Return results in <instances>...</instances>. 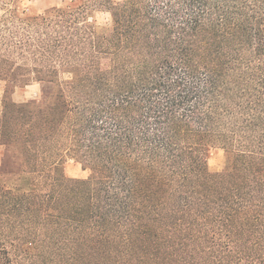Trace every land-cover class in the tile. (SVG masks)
Listing matches in <instances>:
<instances>
[{"label": "trees", "instance_id": "trees-1", "mask_svg": "<svg viewBox=\"0 0 264 264\" xmlns=\"http://www.w3.org/2000/svg\"><path fill=\"white\" fill-rule=\"evenodd\" d=\"M0 82V264H264V0H0Z\"/></svg>", "mask_w": 264, "mask_h": 264}, {"label": "rangeland", "instance_id": "rangeland-1", "mask_svg": "<svg viewBox=\"0 0 264 264\" xmlns=\"http://www.w3.org/2000/svg\"><path fill=\"white\" fill-rule=\"evenodd\" d=\"M22 10L29 13H41L48 8L54 6H62L70 2H83L84 0H15ZM122 1V0H117ZM96 20L100 24H106L110 21L108 12L99 11L95 15ZM41 94V85L34 83L24 88H17L13 94V99L17 102L26 101L36 98ZM4 95V84L0 82V112L2 110V99ZM1 157V149H0ZM227 160V151L222 147H214L211 149L208 159L209 168L213 172L222 171L225 168ZM66 173L74 178H87L90 175V170L85 169L79 162L74 159L67 161L65 165Z\"/></svg>", "mask_w": 264, "mask_h": 264}]
</instances>
